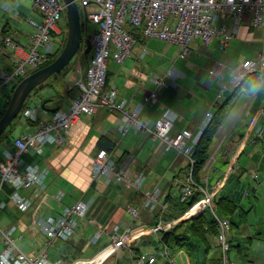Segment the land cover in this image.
I'll list each match as a JSON object with an SVG mask.
<instances>
[{"label": "crops", "instance_id": "1", "mask_svg": "<svg viewBox=\"0 0 264 264\" xmlns=\"http://www.w3.org/2000/svg\"><path fill=\"white\" fill-rule=\"evenodd\" d=\"M18 10L23 15L37 16L32 6L31 8L21 6ZM1 12L0 18L3 21L0 29L3 35L11 33L13 37L23 40L25 35L23 30L26 32L32 30L26 24L30 29L18 30L21 37L14 36L13 32H17L15 24L12 23V20L15 21L14 18L8 14V16L5 15L3 10ZM64 22L65 20H62L60 23L62 27ZM144 40L143 36L136 40L130 55L122 63L118 64L108 59L105 88H114L117 91L118 100L124 99L125 108L130 109L154 89L150 80L152 74L164 73L168 68L175 67L184 76L178 77L174 86L161 88L159 98L149 101L141 112L142 118L148 120L150 124L166 111L173 113L175 132L183 128L196 132L204 119V113L210 110L214 114V107L218 109L221 106L220 122L210 143L209 156L201 178L202 180L204 176H207V180L205 183L202 181V186L203 189L214 192V197H228L237 204L231 217L233 226H237L238 222L247 224L246 221H252L253 229L256 230L253 236H247L250 235L249 229H243L240 238H250L247 242L251 245L257 241V244L254 243L253 251H262L264 247L260 236L264 230L262 232L261 227L258 229L257 222L260 223V220L255 222L247 218L254 209V203L258 197V201H264V138L256 135L258 127L264 126V115L261 112L264 110V80L261 82L257 75H251L232 90L229 85V68L246 58H255L264 51V24L254 25L249 22L248 17H245V21L239 24L235 37L224 50L220 51L217 48L216 41L202 46L199 40H195L190 43L191 52L186 57H179L176 47V57L170 58L167 54L171 47L168 50H162L159 46L147 44ZM138 42L140 44L135 46ZM10 57L9 49L0 46V59L4 61L0 69L8 71L12 68ZM85 66L87 67V63ZM84 72L79 61L61 72L57 78L62 77L65 88L60 91L53 90L47 94V102L52 101V103L46 102V108L59 106V108L67 109L77 91L75 81L81 75L83 76ZM9 87L12 88L13 85ZM10 90L7 94H2L4 102ZM35 95L39 94L35 93ZM38 100L37 104L41 103L44 97L41 96ZM40 109V113L37 110V116L39 119L47 120L52 112L41 107ZM120 116L118 111L99 107L93 115H81L70 126L63 135L65 142L61 146L45 144L36 154L24 153L23 159L26 163L35 164L44 169L47 190L43 197L34 200L29 209L19 212L9 199L12 188L4 186L2 199L6 205L0 208L3 216L0 226L6 227L14 222L17 225L15 233L22 234V239L28 240L32 245L40 243V246L36 248H29L31 252L37 253L44 248L46 237L36 226V221L39 218L56 216L63 206L69 205L75 199L83 198L90 202L88 216L93 224L88 225L83 220H79L76 232L71 239L86 243L77 251V247L74 250L71 247L64 249V241L57 240L47 248V252L49 248H53L52 254L48 252L49 257L61 256V264H72L76 258L93 256L96 257L90 264L98 263L105 255V252L98 254L105 245L90 257H82L78 253L83 252L89 243L96 244L100 241L103 235L94 243L89 241L95 229H103L105 233L106 230L110 231L118 220L124 221L125 226L130 225V217H125V209L129 205L138 206L141 202L140 194L134 189L115 182L105 183L92 179V159L99 149H104L103 145L108 141L114 143L111 151L116 162L120 159V163L117 164L127 165L133 175L143 173L146 177L145 187H158L160 204L163 208L168 207L164 199L168 194L173 197L179 196L178 185L188 171L187 158L181 157L173 150L165 151L163 143L153 139L148 132L131 128L121 135L117 123ZM24 131L17 136L9 134L7 139L0 140V157L3 147L10 145L11 138L22 135ZM168 170L171 171L172 177L164 183ZM254 174L256 178L253 177ZM58 191L63 193L61 204L52 197ZM20 193L25 196L30 195L29 190H21ZM245 200L247 202L244 205ZM247 206L248 208L245 209ZM139 226H143L141 216L140 221L134 223L131 228ZM123 230L122 226L120 231L123 232ZM105 234L110 237L109 234ZM210 240L213 245H217L215 236ZM158 241L159 234L148 230L129 243L128 247H120L113 254L115 257L112 259V264L116 260V264H137L132 252H129L130 247L136 248L138 255L155 257L154 262L144 264H165L169 258L162 252L163 250L161 251ZM241 247L242 245H237L240 253ZM152 248L160 249L159 254L164 258L154 254ZM113 256L103 259L100 264H105ZM175 257H178V262ZM249 257L248 264H262L261 260H258L261 256H256V252ZM170 259L174 260L175 264H191L184 250H179ZM240 264L244 263L240 262Z\"/></svg>", "mask_w": 264, "mask_h": 264}, {"label": "built area", "instance_id": "2", "mask_svg": "<svg viewBox=\"0 0 264 264\" xmlns=\"http://www.w3.org/2000/svg\"><path fill=\"white\" fill-rule=\"evenodd\" d=\"M82 9L84 17L89 23L97 25V29L90 35L91 49L87 67L83 76L75 81L77 91L67 109L58 108L47 120L39 119L37 108L25 105L21 109V116L25 120V131L22 135L11 139L8 146H4L0 157V208L6 203L2 199L4 186L12 188L9 199L19 212H25L34 200L45 195L47 182L44 169L35 164H28L23 154H36L45 144L61 146L65 142L64 133L79 119L81 115L91 116L99 107L109 111H118V130L124 135L129 129L148 132L150 136L163 143L165 151L173 150L187 158L190 166L194 160L191 157L193 146L197 143L202 131L213 117L207 110L204 119L196 132L187 128L174 131L173 113L166 111L153 123L143 119L141 112L151 100L158 99L159 90L163 87L174 86L178 77L184 76L175 67L168 68L164 73H155L150 76L154 89L143 97V100L130 109L125 108V100H118L114 88L106 89L107 61L122 63L131 53L136 42L128 31L136 27L145 38L157 39L167 43V48L175 45L179 57L190 54V43L199 40L202 46L216 41L217 48L222 51L233 40L238 26L248 17L254 25L264 24V0H73ZM33 11L37 16L28 14L24 22L31 27L30 32H24V37L15 38L11 33L3 35L0 29V46L11 52L12 68L8 71L0 69V88L14 85V79L22 78L32 70L43 66L61 43V36L65 28V4L62 0H30ZM3 11L17 19L20 11L7 4L2 5ZM14 28H9V30ZM223 69V65L220 66ZM229 85L232 90L251 75H257L259 81L264 80V51L255 58H246L229 68ZM2 94L0 93V98ZM264 115V110L261 111ZM256 135L264 138V126L258 127ZM191 168V167H190ZM92 179L105 183L115 182L126 188L134 189L140 194V204L127 207L130 216V225L118 220L111 230L105 233L111 237V242L99 251L106 252L96 264L115 254L122 246L128 247L135 238L146 231L168 230L175 221L161 222L155 227L139 226L131 228L141 215L142 210H152L160 204L158 187L146 188V177L143 173L134 174L127 165H119L112 155V151L99 149L92 159ZM256 178V174L253 175ZM207 176L202 181L205 183ZM21 190H29L25 196ZM180 200L199 191L202 198L194 203L188 211L187 217L193 218L209 209L218 224L215 235L220 247L222 264H236L228 256L230 220L218 215L213 208L214 192L203 189L192 178L191 169H188L184 179L178 185ZM52 197L61 204L63 193L58 191ZM90 202L85 199H75L69 205L61 208L58 215L39 218L36 226L45 235L46 243L39 252L26 253L21 250L16 241L22 239V234L15 233L17 228L13 222L6 227L0 226V264H61L59 257L50 258L47 248L57 240L66 241L74 236L77 223L83 220L88 225L93 221L88 216ZM192 211V213H190ZM123 226V232L120 231ZM136 231V233H134ZM103 229H95L89 241L96 242ZM135 234V235H133ZM129 252H132L129 249ZM166 254V251H162ZM167 255V254H166ZM96 257V256H95ZM76 258L72 264H90L95 258ZM155 257L138 255L137 264L152 263ZM168 264H175L169 259Z\"/></svg>", "mask_w": 264, "mask_h": 264}, {"label": "trees", "instance_id": "3", "mask_svg": "<svg viewBox=\"0 0 264 264\" xmlns=\"http://www.w3.org/2000/svg\"><path fill=\"white\" fill-rule=\"evenodd\" d=\"M80 15L83 16V20H81V16H80L82 39L77 53L79 57L82 58L84 64L86 63L88 64L90 52L84 51V46H85L84 40L86 38H90L91 34H87V33L84 34L85 26H87V23L89 22L84 17L83 12L81 13L80 11ZM128 31L133 35L135 40H139L140 36H142L141 31L136 27H130L128 28ZM66 32H67V23L65 22V33L63 37L65 36ZM60 51H61V43L54 52V54L50 56V58L46 61L44 65L50 63L59 54ZM68 68H69V64L67 67L62 68L60 71L57 72V77L61 72L66 71ZM106 80H107V76H106ZM15 85L16 84L13 85L10 94H8L5 99L4 105L0 110V117L3 115L8 105L11 92L15 87ZM36 89L37 88H34L32 92H34V90ZM25 105L26 103H24L23 106ZM45 106H47L46 103ZM57 108H59V106ZM220 109L221 106H219L218 109L214 110L212 119L205 127V129L202 131V134L200 135L197 143L193 146V151L191 154V157L194 160L193 164L191 166L190 164H187V170L191 169L192 178L198 185H202L201 178H202V173L204 171V165L209 156L208 149L212 139L215 136V133L218 129V125L220 122V116H219ZM12 123L13 122H11V124L3 131V133L0 136V140H2L3 138L7 139L9 137ZM103 148L108 151H111L114 148V143L112 141H108L103 145ZM117 163H120V159L117 160ZM201 198H202V193L199 191H194V193L187 196L184 200H180V196L173 197L171 194H168L164 199V203L167 202L168 207L163 208V205L159 204L152 210L145 209L141 215L142 224L146 228H152L161 222H171L177 220L182 215H184V213L188 211L189 208ZM212 205L214 211L218 215L226 217L230 220L232 227L234 224L232 222L231 217L237 208V204L234 203V201H232L228 197L219 196V197H213ZM206 210L207 209H205L201 214H199L196 217L175 223L168 230L156 231V233L159 234L158 243H160L161 245V251L162 250L166 251L167 254L166 257L168 256V258L170 259L179 250H184L191 264H222L221 262L222 255L220 252V247H218L217 245H213L210 240L211 237L217 234L218 224L211 211L208 212ZM85 243H86L85 241L77 242V241H73L70 238L64 241L63 244L65 246L64 249H70L71 247L74 250L77 247L78 249L77 251H79L82 248L83 244ZM229 247H231L230 239H229ZM129 249L132 251V256H134V259H136L139 254L138 250L134 247H130ZM71 253L74 254V252L72 251ZM165 264H168V262Z\"/></svg>", "mask_w": 264, "mask_h": 264}, {"label": "rangeland", "instance_id": "4", "mask_svg": "<svg viewBox=\"0 0 264 264\" xmlns=\"http://www.w3.org/2000/svg\"><path fill=\"white\" fill-rule=\"evenodd\" d=\"M4 3L7 4V5H9V6H11V7H13V8H16V9L21 8V6H25L27 8H31V2H30V0H0V15L2 13L1 10H3L2 9V5ZM80 11L82 13V9H80ZM5 15H7V14H5ZM25 16L26 15H23L22 12H21L20 16L17 19H14L15 21L12 20V23L15 24L14 27H16V29H17V32H13V35L16 36V37H21V34H19V31L18 30L25 29V30L28 31L30 29L26 25V23L24 22ZM80 16H81V20H83V16L82 15H80ZM63 17H64V20L66 22V15H65V13H64ZM2 21L3 20L0 18V26L2 24ZM96 29H97V25H94V24H91V23H87V26H85V33L84 34H86V33L87 34H92ZM255 29H257V28H255ZM63 30L64 31H63V34L61 36V40H62L61 41V49H62V47H63V45L65 43L66 35H67V32H66L65 36L63 37V35L65 33V28ZM144 41L147 44H150V45H153V46H159L162 50H164V49L168 50V48H169V47L166 48L168 46L167 43H165L163 41H160V40H157V39L145 38ZM139 44H140V42L136 43L135 46H137ZM170 47L171 48H170L167 56L170 57V58H174V57H176V51H175L176 50V46L175 45H172ZM77 61L81 62L82 70L85 71V67L86 66H85L84 62L82 61V58L79 57L78 53H76L73 56V58L71 59V61L69 63V66H73V64L76 63ZM3 63H4V61L2 59H0V66H2ZM34 70H36V69H34ZM34 70H32V71H34ZM227 71H228V69H227ZM22 78H16V79H14L13 84H17ZM63 82H64V80L62 79V77H59V78L50 77V78H48L46 80L45 85L42 88H37L36 90H34V92H32L26 98V100H25L24 103H26V105L35 107L36 104H37V101H39L38 100L39 97L42 96V97H44V100H46L47 99V94L49 92H52L53 90L54 91H56V90L57 91L64 90L63 88H65V87L63 85L64 84ZM47 84H51V85H47ZM10 89L11 88L8 87V86L7 87H1L0 88V93L5 95V94H7L9 92ZM35 93H37L39 95H35ZM3 102H4V97L1 96V98H0V106H1V104H3ZM47 103L50 104V103H52V101L47 102ZM215 109H216V107H214V110ZM37 110H38V113L41 112L40 107L37 108ZM24 121H23V118L21 117V112H19V114L12 121L13 123H12V127H11V130H10V135L11 136H17L22 131L25 130ZM181 157H182V155H181ZM171 177H172L171 171L168 170V174L164 177V181L163 182L165 183L166 181H168L169 179H171ZM258 200H259V197H258ZM258 200L255 201V203H254V209H252V211L249 213L247 219L248 220H255V222H257V220H260V223L257 222L258 225H259L258 229L261 227L260 230H262V232H263V230H264V201H258ZM246 202H247V200L244 201V205H245ZM247 208H248V206L245 209H247ZM206 211L209 212L210 210L207 208ZM125 212H126L125 213V217L126 218L127 217H130L128 215L127 208L125 209ZM1 218H3V216H2V212L0 211V220H1ZM139 220H140V217L135 222H139ZM174 221H175V223L178 222V220H174ZM182 221H184V220H182ZM246 222H247V224H240L238 222L237 223V226H232L231 227L230 232H229V236H228L229 239L231 238L230 239V245H231V247H230V250L228 251V256H229L230 260L233 261V262H235L236 264H240V262H243L244 264H248V259L250 258L249 255H251L254 252H256V256H261V258H258V260H261V263L264 264V248L262 249V251H260V250H254L253 251V249L255 248L254 243L257 244V241L256 242L254 241L253 244L251 245L250 243L247 242L248 240H250V238L249 239L248 238H245V237L244 238H242V237L240 238V234H241V231L243 229L244 230L249 229V232H250L249 234L250 235H247V236H251V235L253 236V233L256 231L255 229H253L254 223L252 221H246ZM102 235L103 236L101 237V239H100V241L98 243H96V244L89 243L86 246L85 250L83 252L78 253V254H80L82 257H90L99 248H101L104 245H106L107 243L111 242V238L108 235H106L105 233L102 234ZM133 235H135V234H133ZM256 235H258V234H256ZM230 236H232V237H230ZM258 236H260V235H258ZM260 238H261V244L264 247V232L262 233V236H260ZM255 239H256V237H255ZM16 245L21 250H23L24 252H26V253H29V252L32 253L31 252L32 250L29 249V248H36L37 246H40V243H38V244L37 243L36 244L33 243V245H32V244L29 243L28 240L21 239L19 241L18 240L16 241ZM237 245H242V247H241L242 248V252L241 253L238 252ZM159 250L156 249V248H154L153 249L154 254L158 255L159 258H162L163 256L159 254L160 253ZM52 251H53V248H49L48 252L50 254H52L51 253ZM114 257L115 256L111 257L108 261H106L105 264H112V259ZM175 259L178 262V257H175ZM116 263H117V260H116V262L113 261V264H116ZM154 264H158V263H154Z\"/></svg>", "mask_w": 264, "mask_h": 264}, {"label": "water", "instance_id": "5", "mask_svg": "<svg viewBox=\"0 0 264 264\" xmlns=\"http://www.w3.org/2000/svg\"><path fill=\"white\" fill-rule=\"evenodd\" d=\"M65 4V15L67 22V35L63 48L59 54L48 64L32 71L24 76L13 88L8 105L0 117V136L11 124L12 120L19 114L28 95L34 88H41L49 77L57 78V72L67 67L73 56L78 52L82 39L80 11L73 0H62ZM84 51L90 52L91 42L89 38L84 40ZM48 99L40 103V107L54 112L58 108H46ZM190 219L182 216L179 221Z\"/></svg>", "mask_w": 264, "mask_h": 264}, {"label": "bare ground", "instance_id": "6", "mask_svg": "<svg viewBox=\"0 0 264 264\" xmlns=\"http://www.w3.org/2000/svg\"><path fill=\"white\" fill-rule=\"evenodd\" d=\"M190 213H192V211H191ZM105 253H106V252H105Z\"/></svg>", "mask_w": 264, "mask_h": 264}]
</instances>
